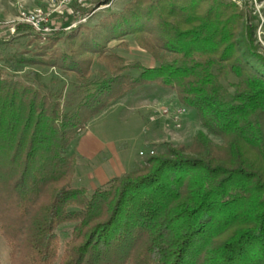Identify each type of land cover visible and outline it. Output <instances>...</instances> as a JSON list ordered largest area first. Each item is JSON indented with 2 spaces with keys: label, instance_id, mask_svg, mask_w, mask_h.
<instances>
[{
  "label": "trees",
  "instance_id": "trees-1",
  "mask_svg": "<svg viewBox=\"0 0 264 264\" xmlns=\"http://www.w3.org/2000/svg\"><path fill=\"white\" fill-rule=\"evenodd\" d=\"M23 29L39 38L27 25L14 32ZM254 29L231 0H130L70 29V50L57 46L59 29L35 43V58L18 57L77 80L61 101V92L0 79V171L8 168L5 195L23 225L12 235L23 237L7 241L9 264H264V54ZM126 36L155 63L126 64L109 45ZM91 56L107 71L93 76ZM148 84L173 91L222 142L198 130L188 146L167 143L103 184L76 186L71 141Z\"/></svg>",
  "mask_w": 264,
  "mask_h": 264
},
{
  "label": "rangeland",
  "instance_id": "rangeland-1",
  "mask_svg": "<svg viewBox=\"0 0 264 264\" xmlns=\"http://www.w3.org/2000/svg\"><path fill=\"white\" fill-rule=\"evenodd\" d=\"M129 1L130 0H86V3L84 5H78L76 2H71L64 10L63 14L53 13L49 20L50 25L56 28V30H62V34L60 36L57 37L56 35H54V40H56L57 46L67 51L70 50L69 39L67 38L69 31H71L70 29H73V27H76L78 25L93 26L107 15L111 13H117L122 10L124 5ZM231 1L235 2L240 9H244L247 18L250 19L251 23L255 26L253 35L256 39V44L258 45L259 51L264 54V0ZM51 2V0H0V79L6 80L8 83L10 81L32 83L33 85L35 84V86L40 91L52 89L54 91L61 92L62 101L65 99V95L67 94V92L74 88L73 83L75 80H77V76L71 73L69 74L66 72H62L58 68L47 67L40 64H29L28 66H21V63L17 62V58L21 55L27 58H35V53L37 51L35 43H45L49 35L45 36L38 34L39 38H36V35L33 32L26 29H23L18 33L13 32V29L17 24L27 25L17 20L16 17L20 11H26L28 9H33L34 7L48 9ZM244 3H246V6L244 5ZM72 23H75V25L67 29L66 27ZM259 27H261V30L263 31V34L261 33L260 36H258ZM51 35L52 34H50V36ZM259 37H261V39H259ZM109 45L112 46V49L116 54L120 55L125 60L126 64L131 65L138 62L144 66H151L153 63H155V60L146 51L140 49L131 36L124 37L123 42H120L119 40H112ZM91 57L92 63H90L89 70L93 74V76L98 75L99 71H107L104 63L100 62V60L98 58H95V56ZM127 71L132 75L138 73V71L133 68H130ZM152 85H155L157 87L156 84ZM148 89L149 87L147 88L145 86L135 88L127 92L128 94L134 92L138 93L133 95L136 98L134 102H130L128 106L125 105V102H123L121 105H117L105 113L103 112L104 114L102 115L100 111L99 113L91 117V119L87 122L86 127L84 128L86 129L87 127L91 126V130H89L87 134L91 133L95 137H97L103 136L104 134L109 136L110 133L117 134V132L121 133V131H124L126 133V136L128 137V134L134 131L133 125H129V123H127L131 122L128 116L129 110L133 111L135 117L138 114L140 115V107L148 105V99L145 97L146 93H148L149 91ZM164 94L165 93H162L161 95V93H159L160 96H155V98L153 99L155 101L150 103L151 106L156 104L153 109L154 112L149 113V116H145V118L151 123L157 122L159 120H162L163 122L165 141L164 144H160L157 148L154 149L155 153H162L166 151L165 144L167 143L173 146H188L192 141V139L190 141H181V139L176 134L178 130H180V128L174 129L173 127L167 126L165 122H167L168 120L163 118L162 115H159L163 107L170 106L169 104H162L163 99H168V97L163 96ZM167 94L168 93H166L165 95ZM143 97H145L146 99H143ZM171 97L173 99L175 98L174 95H171ZM110 105L111 104L106 106L102 111L107 109ZM191 113H193V111ZM152 115H156V118L151 121L149 118ZM100 121L105 122L103 125L104 128L101 126L102 123H99ZM202 129L206 133H208L206 129L202 128L200 124V129L198 130ZM208 135L213 142H222L220 138L209 133ZM70 148L71 143L68 147V153H70ZM139 148L143 147L135 146L134 143L130 144L129 147L127 146L126 154L134 156ZM139 156H141V159L134 161L131 169L137 166V164L143 163L144 159L146 158V154ZM78 162L79 163L76 165L75 170L76 186L89 187L90 184H92V176L88 177V174L93 171V167H91L95 166L93 163L102 164L103 168L107 171L108 169L111 171L113 168V161H111L110 159H103L102 155L96 156V159H93V163L91 162V164L88 165L85 164L86 162L83 160H78ZM116 172L117 171H113L110 173V175L113 176ZM7 173L8 168L4 166L2 168V171H0V215L3 217V219H0V264H9L10 262L8 260V257L11 248L8 246L7 241L11 239H21L23 237V235L12 236L15 233L16 228H20L23 225L21 226L20 221H18L17 219L15 202L9 195H5V192L10 189L7 183L9 176ZM71 226L72 225L70 224H65L59 227L57 233L60 237L61 243H63V241L69 237V230Z\"/></svg>",
  "mask_w": 264,
  "mask_h": 264
},
{
  "label": "crops",
  "instance_id": "crops-1",
  "mask_svg": "<svg viewBox=\"0 0 264 264\" xmlns=\"http://www.w3.org/2000/svg\"><path fill=\"white\" fill-rule=\"evenodd\" d=\"M154 86L155 85L152 84L145 85V87H149V91L145 95V97L148 99V105L140 107V115L138 114L135 117L133 111L129 110L128 116L131 122L127 123H129V125H133L134 131L130 132L128 134V137L126 136V133L124 131H121V133L117 132V134L110 133L109 136L104 134L103 136L95 137L91 133L87 134L88 131L91 130V126H89L81 131L80 134L71 141L69 154H75V156L77 157V164L79 163L78 160L85 161V164L87 165L91 164V162L93 163V159H96V156L98 155H102L103 159L105 160L110 159L111 161H113V168L111 171L109 169L108 171L105 170L102 164L93 163L95 165L91 166L93 167V171L88 174V177L92 176L93 179V182H91L92 184H90L89 186L90 188L103 184L113 176H118L129 171L133 165V162L141 159V156H139V151H144L147 154L150 149H155L160 144H164L165 131L163 130L162 120L151 123L145 118L146 115L154 112L153 109L156 104L151 106L150 103L155 101L153 100L155 96H160L159 93H161V95L162 93H168V96L165 94L163 95L164 97H168V99H163L162 104H169L170 107L180 106L181 104L177 102L176 97L174 99L171 97V95L175 96V93L173 91L162 88L160 86H155V88ZM167 90H169L170 92ZM134 94L138 93L134 92L130 94H124L116 101H114L107 109L101 111V115L111 108H114L117 105H121L123 102H125V105L128 106L130 102H134L136 98L133 96ZM145 97H143V99H146ZM185 108L186 114L182 119V127L176 134L181 139V141H190L194 134L198 131V129H200V120L194 109L188 107ZM192 111L193 113H191ZM99 123H102L101 126L104 128L103 125L105 122L100 121ZM133 143L135 146L143 148H139L134 156H130L129 154L127 155V146L129 147L130 144ZM113 171L117 172L112 176L110 175V173Z\"/></svg>",
  "mask_w": 264,
  "mask_h": 264
},
{
  "label": "built area",
  "instance_id": "built-area-1",
  "mask_svg": "<svg viewBox=\"0 0 264 264\" xmlns=\"http://www.w3.org/2000/svg\"><path fill=\"white\" fill-rule=\"evenodd\" d=\"M51 1L52 2L49 4L48 9L41 7H34L33 9H28L26 11L24 10L20 11L16 17L17 20L24 24H27L37 34L47 36L52 34L56 30V28L52 27L49 23V20L53 13L63 14L64 10L71 2H76L78 5H84L86 3V0H51ZM74 25L75 23H72L66 28L68 29ZM258 30H259L258 36H260L261 33L263 34L261 27H259ZM259 39H261V37H259ZM185 114H186V108L183 105L176 107H170V106L163 107L161 109V113H159V115H162L163 118L168 120L167 122H165L166 125L169 127H173L174 129L181 128L182 119ZM155 118L156 115H152L150 116L149 119L152 121ZM153 152L154 149H150L149 152H147V154L144 151H139V155H144V154L148 155V154H152Z\"/></svg>",
  "mask_w": 264,
  "mask_h": 264
}]
</instances>
